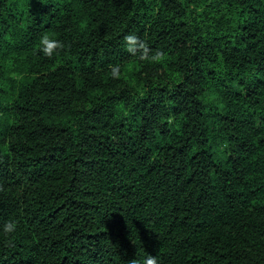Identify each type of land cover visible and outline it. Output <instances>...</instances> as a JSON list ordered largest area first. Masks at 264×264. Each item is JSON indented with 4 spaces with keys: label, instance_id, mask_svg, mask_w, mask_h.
<instances>
[{
    "label": "trees",
    "instance_id": "obj_1",
    "mask_svg": "<svg viewBox=\"0 0 264 264\" xmlns=\"http://www.w3.org/2000/svg\"><path fill=\"white\" fill-rule=\"evenodd\" d=\"M0 187V264H264V0H0Z\"/></svg>",
    "mask_w": 264,
    "mask_h": 264
},
{
    "label": "clouds",
    "instance_id": "obj_2",
    "mask_svg": "<svg viewBox=\"0 0 264 264\" xmlns=\"http://www.w3.org/2000/svg\"><path fill=\"white\" fill-rule=\"evenodd\" d=\"M126 51L134 57H138L140 61L160 62L164 59L165 53L161 50L153 51L145 40L140 39L135 34H127L123 37ZM66 47L64 42L55 38L53 35L44 34L39 40V51L44 56L51 58L58 50H62ZM120 66L114 65L111 67L110 75L112 78L120 77ZM225 147H227L225 145ZM2 190V187H0ZM17 222L15 220H9L2 225V232L4 236L9 237L6 241V246H14L12 236L17 231ZM128 264H158V259L153 255H146L142 260L133 258L128 261Z\"/></svg>",
    "mask_w": 264,
    "mask_h": 264
}]
</instances>
